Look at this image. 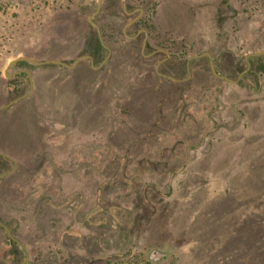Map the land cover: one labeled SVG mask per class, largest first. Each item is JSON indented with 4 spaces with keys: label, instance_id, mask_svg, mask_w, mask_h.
Instances as JSON below:
<instances>
[{
    "label": "rangeland",
    "instance_id": "obj_1",
    "mask_svg": "<svg viewBox=\"0 0 264 264\" xmlns=\"http://www.w3.org/2000/svg\"><path fill=\"white\" fill-rule=\"evenodd\" d=\"M90 3L96 5L94 12L78 0H0V86L24 82L23 74L36 79L34 69H63L53 66L60 63L72 65L67 69L79 75L81 69L100 71V80L115 89V96L98 89L97 112L79 128L65 110V126L47 146L56 167V172L48 169L52 184L41 176L16 181L23 199L14 197L15 202L52 197L60 182L55 206L78 189L84 205L73 217L56 208H1L0 264H88L108 255L128 256L139 264H264V0H88L85 5ZM81 15L94 29L83 35L80 52H70L75 43L60 56L61 51L55 56L43 52L39 29L67 19L75 31L83 23ZM96 16L109 25L106 34L122 25L125 38L102 39L92 21ZM144 17L149 32L137 26ZM17 57L43 67L19 61L7 69ZM83 58H89V68L83 62L73 66ZM21 62L31 67L22 68ZM151 69L162 80L170 79L178 95L170 93L161 106L163 120L154 134L127 149L122 133L136 141V133L147 127L138 106L149 100L146 94L131 98V90L145 84V75L140 81L136 76ZM67 72L61 79L70 77ZM167 89L162 100L170 96ZM27 91L25 86L18 95ZM183 95L186 104L179 102ZM77 112L78 118L80 107ZM126 153L127 160L118 164ZM137 153H146L149 161L163 156L178 171L165 169L164 175L157 165H136ZM70 159L77 167L68 165ZM77 168L81 171L74 175ZM103 180L107 188L95 199ZM35 186L40 195L34 194ZM98 201L101 207L84 217ZM93 220L99 223L89 225ZM65 230L71 234L62 235Z\"/></svg>",
    "mask_w": 264,
    "mask_h": 264
},
{
    "label": "trees",
    "instance_id": "obj_2",
    "mask_svg": "<svg viewBox=\"0 0 264 264\" xmlns=\"http://www.w3.org/2000/svg\"><path fill=\"white\" fill-rule=\"evenodd\" d=\"M78 1L82 3V5L81 4L80 5L83 6V8H89V10L94 12L96 5H93L92 3H90L89 5H85L86 1L88 0H78ZM69 10L70 9L66 8V12ZM93 12L90 15H92ZM95 18L98 19L99 17L96 16ZM81 19L83 20V23L81 24L79 29L75 31L71 30L70 21L67 19L65 20L55 19L52 22H50L46 28L43 27L42 29H39V32L42 33V43H43L42 47L45 48L43 52L51 53L54 55V53L61 51L58 54L60 56L62 53H65L62 52V50L66 51L68 46L70 47L74 43L76 45L74 44V46H72L70 52L73 53L74 50H77V48H79L78 52H80V49L82 47L80 46L81 45L80 43L82 42L84 43L85 41L83 35H85L86 33L88 34L89 32L93 33L92 29H94L93 24H91V22L88 21V17L81 15ZM92 21H94V24L97 25V28L99 30L102 39L103 37H110L112 35L115 37L119 36L125 38L122 30H120L122 28L121 27L122 25H120V29L118 31L115 32L108 31L109 34L108 33L106 34L105 27L107 28L109 27V25L107 23H103L101 17L100 19L97 20V22L101 21L102 24L98 25L94 18L92 19ZM137 24L139 28H142L148 32L149 30H151V26L147 23L146 17L140 19V21H138ZM62 27L65 30L63 33H61ZM172 44H174V40L171 39L168 42V45L172 46ZM78 54H82V53H78ZM78 54L76 55L75 59H77L80 56ZM180 54H184V53L181 52ZM82 60L84 61L87 60L89 62V58L87 59L83 58ZM73 61H71V63ZM19 66L23 68L25 66H30V65L25 62H21ZM53 66L61 67L56 64H53ZM46 67H51V65ZM55 70H60V69H55ZM81 71H82L81 75H79L76 72V74H69L70 77H68L67 79L64 78L61 79V76H63L62 71L60 73L55 71L50 72L49 78H45L46 75L42 77V81L49 79L50 81L49 89H47L44 83L41 82L42 84L40 83L41 85H38L36 89L34 87V90L30 96H28V91L24 95L21 94L18 95V93L21 92V89L23 87L26 86L27 89L30 87L29 79L25 74H23V76L26 77L24 82L23 80L14 82V84L13 82L12 84L9 82H7V84L2 82V85L0 86V92H1L0 108L4 107L9 103L10 105L7 108H4L0 111V209L4 207L6 210L12 211L13 209H15L16 205L23 206V208H25V210H27L28 212H31L34 209L37 210L40 209L41 211L42 210L50 211L51 209L56 208V209H62L64 211L66 210L68 214L73 217L76 214V210L82 205H84V197L82 196V193L78 189L74 191L72 190L68 191L69 193L67 194L66 198L60 202L59 204L60 206H55L53 201L54 198L53 196L58 194V192L59 193L61 192L59 190L61 187L60 182L55 183V187L58 190H55L52 193L53 195L52 197L51 195H48L47 197L41 196L42 198L40 197L36 201L32 200L33 198L18 202H15L13 200L14 197H18L20 199V195H21V191L17 188L18 184L16 183V181L23 180L25 177L34 179L35 176H41L44 178L46 177L45 179L48 178L47 180H49V183L52 182L50 181L51 174L49 173L48 169L51 168L54 172H56V167L53 166L52 157L49 150L47 149V146L53 145L51 140L52 135H55V132L61 131V129L65 126L64 125V116H66L65 110L70 120L72 119V117L75 118V120L72 121L74 123V128L76 129L80 127V123H83L86 120L85 118L86 116L96 114L98 107V103H97L98 99L96 98L98 96V92H99L98 89L100 87L107 88L105 90L108 92V94H112L115 96L114 94L115 89L113 88L114 86L109 87V84L104 83L103 81L100 80V71H97L95 69H81ZM158 74L159 73L158 71H156V69H151L150 72L138 74L136 76L138 78L137 81H140L145 75L144 78L145 81L142 80V82H145V84L138 86L136 85L138 89L133 88L131 90V92L133 93L130 97L137 99L138 94L140 96L145 94L148 95L149 100L143 102L142 105L140 104L138 106V108L141 106L143 112L142 117L147 120V125H146L147 127H145L142 131L136 133L138 134V138L136 139V141H134V143L130 141L128 135L125 132L122 133V135L127 138V140L125 141L122 140L124 145L126 143L125 147H127V149L129 147L144 143L154 134L153 131L157 129V126L163 120L162 119L163 115L162 118L160 117V114H162L161 106L164 104L166 100L172 98V95L170 93L176 94L177 92L176 89L170 87V85L173 84V82L170 79L162 80ZM193 79H195L194 76L191 78V81H194ZM186 86L189 87L190 85L189 86L185 85V87ZM164 88H170L171 90L167 89V94H170L169 98L162 100L161 93L165 92ZM182 88H184V86H179L180 90H182ZM217 88L220 89L219 85L217 86ZM69 92H71V96H69L70 100L66 102V106H65L66 108H65L62 106V101L64 100V97L65 98L67 97ZM21 98L22 100L16 102L18 99ZM186 98L187 97H184V95L181 96L179 102L182 104H186L187 103L185 102ZM70 103L72 104L70 105ZM79 107H80V115L77 118L76 117L78 114L77 108ZM82 109L85 110L84 113L81 112ZM212 111L213 109L207 110L206 112L207 118L208 115L209 117L210 115H212ZM74 112L76 114H74ZM70 124L71 123H68L67 126H70ZM192 133L195 134V131L192 130ZM39 148L41 149V152L36 153L37 149ZM162 152L163 150H161V155ZM125 155L126 156H124V158H117L116 161L118 164L121 161L127 160L126 158L129 157V155L127 153ZM134 156L136 159H133V162L136 165L137 164L157 165L160 167L161 171L164 172L163 173L164 175L165 172H167L165 169L170 171L169 173L171 174L176 173L175 171H178L170 166L169 162H171V160L166 158L164 159L163 156L160 160L158 159V161H154V160L149 161L147 159L146 153H137ZM114 157L116 156H113L111 158ZM66 161L68 162L69 166L75 165L77 167L78 165L75 160L70 159ZM89 166L92 165L84 164L81 167L88 168ZM181 168H179V170ZM80 171H81L80 168H77L74 171V175H76ZM59 173L60 175L62 174V172ZM169 173L167 174L168 179L170 178L171 175ZM45 179L42 180L43 181L42 185L47 186L48 181ZM147 186H149V183L144 185V187ZM37 188L38 186H35L34 194L40 195V193L37 192ZM106 188H107V182L106 180H103L102 183H100L95 188V199L99 198L102 191H105ZM143 199L144 197L142 192L139 195V201H142ZM100 204L101 203L99 201L97 204L95 202L92 209L83 216L84 217L92 216L93 213H95L98 210L97 208L101 207ZM7 215L9 217V214ZM10 218L11 219H9L7 222L12 220V214L10 215ZM111 219L112 220L110 226H113L115 223V219L114 217H111ZM98 223L99 222L93 220V222L90 223L89 225L91 224L96 225ZM2 232L6 237H8L9 243L13 245L16 243L13 239H11L9 235H6L7 233H5L4 231ZM67 233L71 234L70 231L65 230L62 233V235ZM1 245L2 243L0 241V246ZM20 251L24 252L23 249L21 250V248ZM139 263H141L140 260L132 261V259H130L128 256L122 257L120 255H108L103 258H96L90 261L88 264H139ZM142 264H150V263L145 262ZM166 264H172V262Z\"/></svg>",
    "mask_w": 264,
    "mask_h": 264
},
{
    "label": "crops",
    "instance_id": "obj_3",
    "mask_svg": "<svg viewBox=\"0 0 264 264\" xmlns=\"http://www.w3.org/2000/svg\"><path fill=\"white\" fill-rule=\"evenodd\" d=\"M17 58H19V57H17ZM16 58V59H17ZM84 59H87V58H84ZM34 61V60H33ZM36 62V61H35ZM80 62H83L86 66V68H89V63H90V60H89V63H88V61L86 60V61H84V60H80L79 62L78 61H76L75 63H72L73 64V66L74 67H76V65H78ZM91 64V63H90ZM15 65V64H14ZM13 65V66H14ZM59 66H61V67H58V68H63V70H55L54 69V71L55 72H58V71H66V70H68V73L69 74H76V69H67V66H72V65H67V64H58ZM12 66V67H13ZM36 66H39V67H43V65L41 66L40 64H36ZM46 67V66H45ZM10 68V67H9ZM65 69V70H64ZM7 70V69H6ZM41 70H43V69H34V71H35V76H36V79H34L33 77H32V75H30L31 77L29 78V85H30V92L28 93V96H30L31 94H32V92H33V90H34V87H35V89L38 87V85H41L42 83H44V85H45V87L47 88V89H49V87H50V81H49V79H47V80H43L42 81V77L43 76H45V75H48L49 76V73H47V72H42ZM52 77V76H51ZM45 78H49V77H45ZM56 79V78H55ZM49 81V82H48ZM42 82V83H41ZM41 83V84H40ZM27 96V97H28ZM20 100H22V98L21 99H18L16 102H19ZM16 102H14V103H16ZM38 152H41V149L39 148V149H37V152L36 153H38ZM4 176V175H3ZM2 176V177H3ZM60 193L58 192V194H56V195H54V197H57L58 195H59ZM1 249H2V247H1ZM8 256V255H7ZM6 256V257H7ZM6 257L4 258V260L6 259Z\"/></svg>",
    "mask_w": 264,
    "mask_h": 264
},
{
    "label": "water",
    "instance_id": "obj_4",
    "mask_svg": "<svg viewBox=\"0 0 264 264\" xmlns=\"http://www.w3.org/2000/svg\"><path fill=\"white\" fill-rule=\"evenodd\" d=\"M19 61H27V62H29V63L38 64L37 62H35V61H33V60H30V59H27V58H24V57H19V58L15 59V60L11 61V62L8 64L7 69H8L9 67H12L15 63H17V62H19Z\"/></svg>",
    "mask_w": 264,
    "mask_h": 264
}]
</instances>
